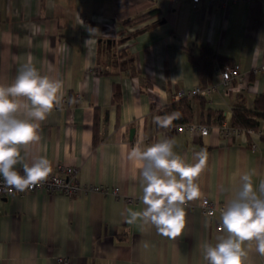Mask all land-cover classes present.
<instances>
[{"label": "crops", "instance_id": "0c3cea01", "mask_svg": "<svg viewBox=\"0 0 264 264\" xmlns=\"http://www.w3.org/2000/svg\"><path fill=\"white\" fill-rule=\"evenodd\" d=\"M214 1L0 0V84H12L29 60L63 81L62 103L41 123V140L24 150L26 162L46 156L52 170L75 167L81 185L102 188L73 198L45 190L0 197V264H207L202 245L217 242L221 211L207 217L201 201L225 207L244 173L257 190L264 181V143L253 151L249 136L226 138L218 128L232 124L237 108L262 113L264 125V76L235 81L227 94L215 71L217 90L186 97L192 122L208 126V136L161 129L154 118L178 93L202 87L188 52L209 45L244 75L264 64V0ZM153 10L151 19L125 24ZM165 138L187 163L206 156L195 180L201 196L185 203L186 226L175 239L125 220L127 209L144 208L139 162L129 154ZM245 247L246 264H264L254 243Z\"/></svg>", "mask_w": 264, "mask_h": 264}, {"label": "clouds", "instance_id": "9594fccd", "mask_svg": "<svg viewBox=\"0 0 264 264\" xmlns=\"http://www.w3.org/2000/svg\"><path fill=\"white\" fill-rule=\"evenodd\" d=\"M62 100L63 81L42 75L30 60L21 66L12 84H0V186L22 192L47 179L51 161L39 156L29 164L24 150L41 140V123ZM180 116L173 112L154 119L159 127L169 128ZM175 144L174 139L165 138L143 149L139 145L132 148L129 159L139 162L144 208L127 209L125 216L127 223L151 225L170 239L185 229V203L201 196L195 180L206 163L203 153L196 154L195 163H187L174 151ZM239 179L235 197L221 210L217 242L202 245L207 264H246V242L249 249L254 243L255 251L264 256V181L257 190L248 173Z\"/></svg>", "mask_w": 264, "mask_h": 264}, {"label": "built area", "instance_id": "2783aa9c", "mask_svg": "<svg viewBox=\"0 0 264 264\" xmlns=\"http://www.w3.org/2000/svg\"><path fill=\"white\" fill-rule=\"evenodd\" d=\"M178 1V0H173ZM201 0H193V4L197 6ZM234 2L238 0H233ZM215 5L226 6L227 0H215L213 2ZM216 72L219 74L221 79V83L224 87V92L230 94L234 88V82L239 81L243 82L244 80L249 79V76H255L257 74H261L264 76V64L257 68H253L248 74L244 75L241 72V68L239 64H233L231 66H225L224 68H217ZM214 90H217L216 85L208 86L206 88L196 87L191 90L182 91L176 95V99L180 100L184 97H194V96H209ZM220 133L223 137H241V136H249L250 140V149L256 151L259 146V142L264 143V125H259L257 128H240L233 126V124L222 123L219 127ZM178 132H187L191 136L195 137L200 134L201 136H208L210 133V128L198 122L181 124L176 127ZM22 173V172H21ZM78 170L75 167L61 164L56 170H52L47 179L41 184L37 185L34 188L27 189L25 191H16V190H8L0 186V197L2 196H25L29 193H35L38 191H47L51 194L61 193L69 198H73L79 195L87 194L90 191H98L102 188L100 186H83L78 180L77 177ZM2 179H0V185H2ZM116 193V191H115ZM207 202L206 204L204 202ZM201 208L203 213L207 217H214L217 211H221L224 207L218 206L217 203L211 201L209 198H204L201 201ZM220 223L217 225V229H219ZM59 263H68L69 260L67 258H58Z\"/></svg>", "mask_w": 264, "mask_h": 264}, {"label": "trees", "instance_id": "16d2710c", "mask_svg": "<svg viewBox=\"0 0 264 264\" xmlns=\"http://www.w3.org/2000/svg\"><path fill=\"white\" fill-rule=\"evenodd\" d=\"M159 12L157 10L150 11L144 15L137 18L127 20L126 25L138 24L151 19L153 16L157 15ZM139 30L133 33H129L127 36L120 40L121 43H126L131 40ZM124 53V52H123ZM121 53L120 55H124ZM188 56L191 62L195 65L198 70L199 78L201 80L202 88L210 86L212 83V78L214 72L217 68H224L226 65H230L231 61L224 55L217 53L209 45H203L200 48L198 54L188 52ZM114 101L120 103V93L115 91ZM173 112L181 113L179 119L173 121L172 126H178L180 123H192L193 111L188 98H181L179 101H174L166 107L157 111L158 116H164L171 114ZM212 112L209 111V116ZM222 118V117H221ZM263 120V114L256 111H250L247 109L237 108L233 112L232 124L233 126L240 128H257L261 121ZM161 128V127H160ZM164 129V128H161Z\"/></svg>", "mask_w": 264, "mask_h": 264}, {"label": "water", "instance_id": "95a60500", "mask_svg": "<svg viewBox=\"0 0 264 264\" xmlns=\"http://www.w3.org/2000/svg\"><path fill=\"white\" fill-rule=\"evenodd\" d=\"M108 43H111V41L109 40Z\"/></svg>", "mask_w": 264, "mask_h": 264}]
</instances>
